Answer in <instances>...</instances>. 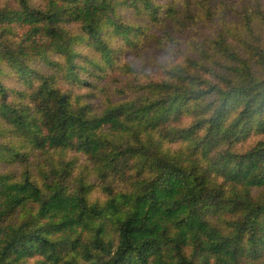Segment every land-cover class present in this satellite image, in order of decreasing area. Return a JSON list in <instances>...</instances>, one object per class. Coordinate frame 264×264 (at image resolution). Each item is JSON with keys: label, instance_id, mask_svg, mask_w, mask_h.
Returning <instances> with one entry per match:
<instances>
[{"label": "trees", "instance_id": "trees-1", "mask_svg": "<svg viewBox=\"0 0 264 264\" xmlns=\"http://www.w3.org/2000/svg\"><path fill=\"white\" fill-rule=\"evenodd\" d=\"M0 264H264V0H0Z\"/></svg>", "mask_w": 264, "mask_h": 264}, {"label": "rangeland", "instance_id": "rangeland-1", "mask_svg": "<svg viewBox=\"0 0 264 264\" xmlns=\"http://www.w3.org/2000/svg\"><path fill=\"white\" fill-rule=\"evenodd\" d=\"M97 196H100L99 194H97Z\"/></svg>", "mask_w": 264, "mask_h": 264}]
</instances>
